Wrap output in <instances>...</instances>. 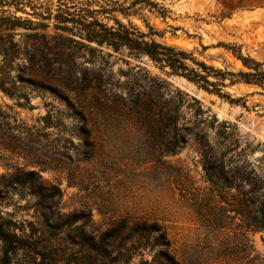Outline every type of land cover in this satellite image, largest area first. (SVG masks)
I'll use <instances>...</instances> for the list:
<instances>
[{
	"label": "rangeland",
	"instance_id": "obj_1",
	"mask_svg": "<svg viewBox=\"0 0 264 264\" xmlns=\"http://www.w3.org/2000/svg\"><path fill=\"white\" fill-rule=\"evenodd\" d=\"M148 1L166 16L139 0L68 4L108 26L147 23L214 68H242L232 47L264 65V0ZM15 17L33 24L0 21V212L21 239L10 264H167L164 244L179 264H264V91L227 86L230 104L146 56Z\"/></svg>",
	"mask_w": 264,
	"mask_h": 264
},
{
	"label": "trees",
	"instance_id": "obj_2",
	"mask_svg": "<svg viewBox=\"0 0 264 264\" xmlns=\"http://www.w3.org/2000/svg\"><path fill=\"white\" fill-rule=\"evenodd\" d=\"M69 1L70 0H43V2H38L36 0H0V21L10 20L16 23V26L23 28L33 24L32 20H21L15 17L16 12L33 15L36 19L40 18L41 20L49 22L53 21V28L55 30H69L89 43H95L99 46L106 45L111 47L114 51L126 48L136 55L146 56L159 70H168L170 75L183 77L195 84L199 89L209 94H215L219 98L228 101L230 104H237L241 99H234L226 92H223V89L227 86L244 84L260 88L264 91V65L249 55H242L238 47L228 48V50L233 57L240 62L242 68L238 71L221 70L207 65L203 61H198L193 57L192 53H188L175 46L155 41L152 38L153 29L147 23H145V27L149 30L148 33L139 31L138 28L133 26L130 22L125 25L116 18L113 19V25L108 26L97 18L88 16L89 13L91 14L92 12L85 7L89 5L79 4L78 6V4H73L69 6ZM139 2L146 3L161 17H165L167 14V10L157 3L149 2L148 0H139ZM26 7L31 10V14L26 12ZM70 7L74 8L73 12H69ZM104 13L107 14V11L100 12L99 14L104 15ZM123 16H129V14L123 13ZM69 23L72 25L71 30L66 26V24ZM13 27L14 25L12 24L8 29H13ZM30 36L38 38L44 35L42 34L39 36L34 33ZM70 41L74 40L70 39ZM178 106L179 103L176 104V107ZM194 112L195 115L199 116L201 109L198 107ZM213 122H217V120L212 115V121L208 122L211 128H214ZM177 124L178 117L176 115H167L161 122L163 131L166 129L167 132H171V134L168 133L167 136L165 134L163 143L164 150L167 154H175L182 148L181 141H178L177 135L175 134ZM224 125L225 123L218 124V126ZM220 133L221 131L217 129V134L220 135ZM196 135L200 136V141L205 140L203 135L198 133H196ZM205 172L209 181L212 184H216L212 178L210 169H205ZM261 204L263 205L264 201L261 202ZM0 241L3 246V255L0 259V264H10V255L20 249L21 239L14 232L10 231L8 222L3 218L1 212ZM164 245L166 251L161 254L163 259L167 264H179L174 260V257L170 255L168 244Z\"/></svg>",
	"mask_w": 264,
	"mask_h": 264
}]
</instances>
